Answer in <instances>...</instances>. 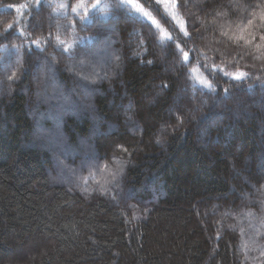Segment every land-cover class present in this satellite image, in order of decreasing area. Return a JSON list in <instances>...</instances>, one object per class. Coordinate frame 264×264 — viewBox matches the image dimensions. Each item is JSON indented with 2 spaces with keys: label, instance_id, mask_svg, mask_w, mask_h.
Instances as JSON below:
<instances>
[{
  "label": "trees",
  "instance_id": "trees-1",
  "mask_svg": "<svg viewBox=\"0 0 264 264\" xmlns=\"http://www.w3.org/2000/svg\"><path fill=\"white\" fill-rule=\"evenodd\" d=\"M24 1L0 0V33L17 28L0 42L9 64L11 45L26 48L74 18L70 9L67 19L60 9L37 13L34 1L18 10ZM136 2L156 23L134 12L138 22L113 21L119 59L104 68L48 48L53 83L22 48L24 74L0 77V264H264V41L248 43L264 25L245 30L243 19L257 0ZM184 31L187 47L176 43L200 57L187 69L167 48ZM74 35L98 37L81 49L104 38L79 24ZM201 63L249 78H213ZM60 94L74 107L60 109ZM89 151L123 162L122 175L113 179L115 164L82 165Z\"/></svg>",
  "mask_w": 264,
  "mask_h": 264
},
{
  "label": "snow or ice",
  "instance_id": "snow-or-ice-1",
  "mask_svg": "<svg viewBox=\"0 0 264 264\" xmlns=\"http://www.w3.org/2000/svg\"><path fill=\"white\" fill-rule=\"evenodd\" d=\"M155 5H159L160 0H153ZM145 3H148V0H145ZM185 5H181L184 7ZM37 13L42 12L45 8L53 9V11L60 9L63 10L65 19H67L68 10L70 9L71 13L74 14V18L69 24H60L57 22L55 24L56 34L53 35V32L49 30L48 34L44 37L43 40L32 39L30 44L25 48L23 45H11V49H14L17 53V58L14 63L9 64L6 59H4V66L0 68V77H3L6 81L15 82L20 78L26 71L23 68V58L21 55V49H24V55L35 57L37 64L42 66L45 69V75L47 79L54 83L55 80V57L43 55L47 52L48 48H53L54 51L59 52L61 55L67 54L69 60L79 59V64L84 65L87 60L88 63L95 68L97 65H103L109 62L113 57L119 59L115 51L111 48V36L109 34L115 32V25L113 21H122L125 23L128 22H138L130 12L141 14L143 17L151 20L152 23H156L155 20H152V16L148 11H145V7H142L141 4L137 3L136 0H76V3L73 4L72 0H68L67 3L60 2L54 3V0H34V5H32ZM231 7V5H229ZM238 7V5H237ZM247 11L249 15L243 17L246 20L244 29L255 27L256 25H264V0H257V2H249L247 5ZM95 13V14H94ZM98 17H103L100 19ZM165 23L169 21L164 18ZM80 25L81 31H86L89 28L96 27L99 34H103V39L98 42V46L91 49H81L79 44L83 40L96 41L98 37L96 35L89 37H76L74 35L76 25ZM33 30L37 28H42L43 25L35 24L30 25ZM50 29L52 25H49ZM142 29H147L149 34L155 38V34L152 33L151 24H143ZM193 27H195L193 25ZM61 30L67 36L70 32L72 33L71 38H61ZM16 25L8 24L4 32L0 33V42L4 40H10V38L16 33ZM261 34L259 37L253 36L248 43L252 44L259 41H264V28H260ZM20 35H23V30H20ZM141 37H143L144 32L141 31ZM226 35V33H225ZM167 48L173 55L183 57L181 65L183 68L187 69L189 65L193 63L194 60L199 61L200 57L196 55L197 49L195 47L189 48L187 51L184 50V47H180V44H183L187 47V41L192 39L187 31H184L183 36H177L173 39L172 36H168ZM176 39L180 40V44L176 43ZM243 39V37H241ZM8 45H5V48L8 49ZM256 47L260 49L264 47L259 43L256 44ZM152 63V61H148ZM209 75L213 78L224 79L225 77L230 78V80L242 81L249 78V73L245 71H236L235 73L230 71H225L219 67L215 68V71L209 68L207 64L201 63ZM15 69V70H14ZM82 79L88 80L87 75L81 76ZM39 79V77H37ZM257 79H260L257 77ZM4 80H0V85L4 83ZM94 82V81H93ZM199 83L208 89V94H211L215 91L212 86L208 83L207 80L201 79ZM162 88H167V85L164 84ZM260 87L264 89V80H261ZM225 93H228V89H224ZM195 94V93H194ZM60 100L59 105L60 109H64L66 106L74 107L73 102L70 97L60 94L56 97ZM207 103V101H205ZM59 160V157H57ZM101 157L98 153L89 151L86 154V158L82 161V165L86 167H94L98 170H111L110 165H116V171L112 172L113 179H116L117 175H122L124 170L123 162L119 160H107L104 163H101ZM63 165V161H59ZM67 167L66 165H63ZM103 194V192H102ZM125 199L134 198L131 193L124 194ZM261 225L264 226V219H261ZM243 231V230H242ZM259 235V233H257ZM255 243V241H253ZM260 256L264 257V250L260 251Z\"/></svg>",
  "mask_w": 264,
  "mask_h": 264
},
{
  "label": "rangeland",
  "instance_id": "rangeland-1",
  "mask_svg": "<svg viewBox=\"0 0 264 264\" xmlns=\"http://www.w3.org/2000/svg\"><path fill=\"white\" fill-rule=\"evenodd\" d=\"M27 1H28V4H29V2L30 3H32L34 0H25L22 4L20 3V4H16L15 5V7L19 10V9H23V8H25V7H27ZM28 8V7H27ZM18 13H19V11H18ZM22 14H19V17L21 16ZM106 65H108V64H103L102 66H103V68L106 66ZM80 66H82V65H80ZM56 90H57V88L56 87H54ZM58 91V90H57ZM60 93V92H59ZM259 106V104H257V106L256 107H258ZM259 108V107H258Z\"/></svg>",
  "mask_w": 264,
  "mask_h": 264
}]
</instances>
